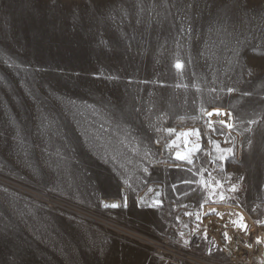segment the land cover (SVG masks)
<instances>
[{"label":"rangeland","instance_id":"374dc122","mask_svg":"<svg viewBox=\"0 0 264 264\" xmlns=\"http://www.w3.org/2000/svg\"><path fill=\"white\" fill-rule=\"evenodd\" d=\"M183 2L178 45L174 8L137 24V0H0V264H264V0Z\"/></svg>","mask_w":264,"mask_h":264},{"label":"snow or ice","instance_id":"6c2138e0","mask_svg":"<svg viewBox=\"0 0 264 264\" xmlns=\"http://www.w3.org/2000/svg\"><path fill=\"white\" fill-rule=\"evenodd\" d=\"M162 8V11H157V8ZM176 9V13H177V16L175 17V19L172 21V26L175 28L177 26V24L179 25V32L177 33V36L179 37V39H177V44L179 45V42H180V39H183V38H187V41L190 43L193 38H195V30H194V27H193V19H192V16L189 15L188 13V9L191 8V4L188 3V4H185L183 2V0H172V3L169 4L168 0H162V4L160 5H157L156 3H150V4H145V0H137V11L134 13L135 15V22L137 24H141L144 22L143 20V17L148 14V15H152L154 14V16H157V17H162L163 19H169L171 16H172V13L170 11V9ZM122 14H123V18H127L129 16V12L126 10V9H123L122 10ZM157 23H159V21H157ZM218 25V26H216ZM216 32L217 35H218V38L219 37H222V36H231L232 33H229L227 31V27L225 24L223 23H220V18H217V21L215 22L214 26H210L209 28V33L211 34L212 32ZM122 35H124V33H122ZM100 43L102 45H104L105 47H107V41H104V40H101ZM219 43L221 44H225V46L227 47V44L225 42V40L223 38H220L219 39ZM236 47H232V48H229L228 50L232 52V56L229 58V63H239L242 59H246L248 57V51L245 50L246 49V44L244 41H240V40H236ZM216 45L213 44L211 45V48H215ZM205 48L206 49H209V51H211L209 45L206 43L205 44ZM252 52H255L256 49H255V46H253V48L251 49ZM212 55H215V52H212L211 53ZM175 67L177 69H183L184 65L183 63H181L180 61H177V63L175 64ZM247 74L249 76H252L254 75V72H253V69H249ZM109 79H118V77H109ZM212 91H215V89H213ZM227 91L229 93H232V92H235L236 89L234 88H228ZM136 111H139V109H135ZM205 109L204 108H201V112H204ZM207 117L211 118L213 117L214 115L215 116H218V117H223V116H226L228 115V113L222 111L221 109L219 108H215L213 109L212 111H208L207 113ZM165 114H161V116H164ZM160 117H158L159 119ZM250 123H253L255 124L256 121L253 120V121H250ZM55 124H56V121L55 120H50L47 116L43 115L42 114V117H41V125H40V128L43 130L42 131V134L44 131H51L54 127H55ZM219 124L222 126V127H225L229 130H231L234 125L224 119H221L219 121ZM207 126L210 130L212 131H218V129H216L214 127V123L211 121V119L208 120L207 122ZM100 129H104V125L101 124L100 125ZM99 131V130H97ZM167 131L171 134L173 132H175L176 130L174 128H169L167 129ZM191 131V134L192 135H195L197 137V142L193 144L192 147H190L186 152H181V151H177L175 153V158L176 160H180V161H187L189 164L192 163V159H191V155L197 151L200 150L201 148V144L199 143V129H194V130H190ZM127 134H130V133H126ZM180 135L182 136H187L189 135V133H180ZM95 138V137H94ZM17 139L20 140L21 143H23V139H22V136H21V130L20 129H17ZM157 143H160L159 140L156 141ZM213 143L216 144L217 146V149L221 152V155L219 156V159L220 160H227L229 157L233 156V149L232 148H228V149H220L219 148V143L214 141ZM249 144H251V141L248 142ZM176 144V141L173 140L171 142V145H175ZM171 145H168L169 147ZM59 154V153H58ZM150 154V153H149ZM175 167H180V165H174ZM190 170V169H189ZM145 171H147V169H145ZM183 183H187V184H192V183H195L194 180H186V181H183ZM173 187H175V185H173ZM232 192H236L239 190V185L238 184H233L231 186V189H230ZM149 191H152V189H149ZM159 195V193L157 194ZM220 199L221 200H226V199H229L228 197H225L222 193L220 194ZM126 200V198H125ZM161 204V201L160 200H156L154 202V205L153 206H159ZM121 206H124V205H121V204H105L104 207L105 208H117V207H121ZM210 212L212 213H216V210L215 209H212L210 210ZM187 215H191V213H186ZM217 215H220L219 213H216ZM235 215H237L238 217H240V223H237V221H231V223H233L234 226L240 228L241 230L247 232L248 230V225L246 223L243 222V215L242 213H236ZM201 219L199 216H197V220ZM257 223H260L259 221H257ZM226 227V225H225ZM181 235H183V233H181ZM224 237L225 238H229L228 237V234L227 232L223 233ZM205 238H207V233H205ZM261 242H264V238H261V237H257V243H261ZM188 241L186 240L185 241V244H187ZM249 247H251V245H249ZM209 253H211V250H209Z\"/></svg>","mask_w":264,"mask_h":264}]
</instances>
